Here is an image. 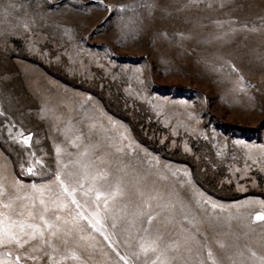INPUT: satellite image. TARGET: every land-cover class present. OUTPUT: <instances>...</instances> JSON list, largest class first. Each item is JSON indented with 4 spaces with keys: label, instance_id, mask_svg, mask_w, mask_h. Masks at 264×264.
<instances>
[{
    "label": "rangeland",
    "instance_id": "374dc122",
    "mask_svg": "<svg viewBox=\"0 0 264 264\" xmlns=\"http://www.w3.org/2000/svg\"><path fill=\"white\" fill-rule=\"evenodd\" d=\"M252 194L264 0H0V264H264Z\"/></svg>",
    "mask_w": 264,
    "mask_h": 264
},
{
    "label": "trees",
    "instance_id": "16d2710c",
    "mask_svg": "<svg viewBox=\"0 0 264 264\" xmlns=\"http://www.w3.org/2000/svg\"><path fill=\"white\" fill-rule=\"evenodd\" d=\"M41 67L46 69L42 64H41ZM52 76H54L57 80H59L60 82L64 83L65 85L67 86H70L74 89H79V90H82V91H85V92H88L96 97H98V99L101 100V102L103 103L105 109L112 115H114L115 117L123 120L125 123L128 124V126L130 127L131 131H132V134L134 135V137L141 143L143 144L144 146L148 147L150 150L154 151L155 153H158L161 157L163 158H166L168 160H171V161H174V162H178V163H185L187 165H189L190 169H191V172H192V175L194 177V179L196 180V182L204 189L206 190L208 193H210L211 195H214L218 198H220L217 194H215L211 189H209L207 187V185H205L201 179L196 175L195 173V168L193 166V164L189 161H182V160H178L176 158H173V157H170L168 156L167 154L164 153V151H162L161 149H157L154 145H152L150 142H148L144 137H142L140 135V133L138 132L136 126L133 124V122L126 116H124L123 114L121 113H118L117 111H115L112 106L107 102V100L100 94L98 93L97 91H94V90H91V89H87V88H84L80 85H76L68 80H66L65 78H62L50 71H48ZM30 180L29 178L27 179V181ZM252 195H257V196H260L262 198H264V194H252ZM239 197H232V198H224V197H221V199L223 200H235V199H238Z\"/></svg>",
    "mask_w": 264,
    "mask_h": 264
},
{
    "label": "snow or ice",
    "instance_id": "6c2138e0",
    "mask_svg": "<svg viewBox=\"0 0 264 264\" xmlns=\"http://www.w3.org/2000/svg\"><path fill=\"white\" fill-rule=\"evenodd\" d=\"M25 143H28V140H25ZM31 171V168L29 169V172ZM57 179H59V177H57ZM67 189H65L66 191ZM41 203H43V201H41ZM73 203H75V201H73ZM41 219H43V216H41ZM257 219H264V216H257ZM30 228L35 229V225H29ZM6 231V230H5ZM21 231H23V226H21ZM9 235L11 236V234L9 233ZM33 235H35V233H33ZM42 235V234H41ZM11 238L13 240H16L17 243H19V240L15 237V236H11ZM25 243H27V241H25Z\"/></svg>",
    "mask_w": 264,
    "mask_h": 264
}]
</instances>
